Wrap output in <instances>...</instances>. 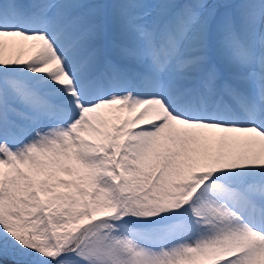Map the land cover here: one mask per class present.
I'll list each match as a JSON object with an SVG mask.
<instances>
[{"label":"snow or ice","instance_id":"1","mask_svg":"<svg viewBox=\"0 0 264 264\" xmlns=\"http://www.w3.org/2000/svg\"><path fill=\"white\" fill-rule=\"evenodd\" d=\"M8 261L264 264V0H0Z\"/></svg>","mask_w":264,"mask_h":264},{"label":"rangeland","instance_id":"2","mask_svg":"<svg viewBox=\"0 0 264 264\" xmlns=\"http://www.w3.org/2000/svg\"><path fill=\"white\" fill-rule=\"evenodd\" d=\"M6 41V49H5V57L15 58L21 56V58L26 59L30 54V44L31 42H23L20 41L19 38L13 40L12 38H5Z\"/></svg>","mask_w":264,"mask_h":264}]
</instances>
